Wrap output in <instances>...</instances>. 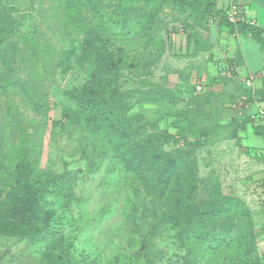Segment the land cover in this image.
<instances>
[{
    "label": "rangeland",
    "instance_id": "obj_1",
    "mask_svg": "<svg viewBox=\"0 0 264 264\" xmlns=\"http://www.w3.org/2000/svg\"><path fill=\"white\" fill-rule=\"evenodd\" d=\"M5 8L21 34L0 48V219L21 208L50 232L38 240L0 234V264H143L161 254L166 263L186 262L187 252L169 237L167 217L176 214L169 199L150 194L100 122L74 101L93 83L102 49L116 63L119 92L111 99L123 100L116 107L122 124L183 167L191 213L216 187L242 201L257 236L255 258L264 264V137L250 124L239 130L250 118L264 126V101L227 57L220 20L230 9L217 2L213 14L202 4L196 11L161 0H98L97 7L0 0ZM40 172L63 177L66 195L36 194Z\"/></svg>",
    "mask_w": 264,
    "mask_h": 264
},
{
    "label": "trees",
    "instance_id": "obj_2",
    "mask_svg": "<svg viewBox=\"0 0 264 264\" xmlns=\"http://www.w3.org/2000/svg\"><path fill=\"white\" fill-rule=\"evenodd\" d=\"M87 1L93 7L98 6V0ZM161 1L196 11H199V5L202 4L206 6V12L215 14L216 2L212 0ZM220 24L233 32L251 34L264 51V32L260 28L245 21L231 23L228 18L223 17ZM15 34H21V31L11 15V10L0 9V48ZM97 53L93 58L96 64L94 81L75 94L74 101L78 104L81 114H88L100 122L99 131L108 137L113 152L121 158L127 170L144 184L150 194L158 201L169 199L171 212L176 213L167 217L171 234L169 237L174 239L178 249L187 252L184 264H259L255 258L257 236L253 230L251 214L245 204L237 198L223 195L221 189L216 187L211 191L204 206L199 210L193 209L194 212L191 213L193 203L189 196V176L182 166L163 160L160 154H154L151 144L138 139L141 131L135 126L122 124L123 116L119 117L116 107H119L123 100L119 98V101L115 102L111 99L113 93L119 92L115 81L116 63L106 49ZM258 94L261 101H264V78L263 87ZM249 124L257 136L264 137V126L257 125L251 118L243 121L239 130L245 131ZM89 129L91 130L90 127ZM234 135L240 139L237 130ZM68 186L63 177L48 172H40L33 185L36 194L43 199L49 194L65 196ZM48 228L45 225L39 226L37 217L33 213L26 214L21 208L13 209L0 219L1 235L38 240L50 232ZM165 258L163 254L155 258L149 256L143 264H170L165 262ZM139 261L132 258L127 264H140Z\"/></svg>",
    "mask_w": 264,
    "mask_h": 264
},
{
    "label": "crops",
    "instance_id": "obj_3",
    "mask_svg": "<svg viewBox=\"0 0 264 264\" xmlns=\"http://www.w3.org/2000/svg\"><path fill=\"white\" fill-rule=\"evenodd\" d=\"M219 9L236 7L245 22L264 32V0H215ZM222 36L227 46V57L238 77L246 81L253 78V86L260 91L264 77V51L261 45L248 33L233 32L223 26ZM252 87V86H251Z\"/></svg>",
    "mask_w": 264,
    "mask_h": 264
},
{
    "label": "built area",
    "instance_id": "obj_4",
    "mask_svg": "<svg viewBox=\"0 0 264 264\" xmlns=\"http://www.w3.org/2000/svg\"><path fill=\"white\" fill-rule=\"evenodd\" d=\"M228 20L231 23H238L240 21H245L243 17H241L238 13V9L236 7L232 8L227 15ZM253 78H250L249 80L246 81V84L248 86H252L253 84Z\"/></svg>",
    "mask_w": 264,
    "mask_h": 264
}]
</instances>
